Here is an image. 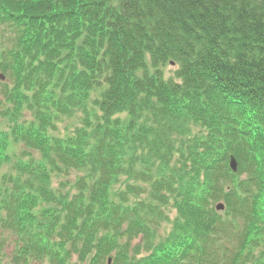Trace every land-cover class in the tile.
Segmentation results:
<instances>
[{
	"label": "trees",
	"instance_id": "trees-1",
	"mask_svg": "<svg viewBox=\"0 0 264 264\" xmlns=\"http://www.w3.org/2000/svg\"><path fill=\"white\" fill-rule=\"evenodd\" d=\"M0 75V264H264L263 0H0Z\"/></svg>",
	"mask_w": 264,
	"mask_h": 264
},
{
	"label": "rangeland",
	"instance_id": "rangeland-1",
	"mask_svg": "<svg viewBox=\"0 0 264 264\" xmlns=\"http://www.w3.org/2000/svg\"><path fill=\"white\" fill-rule=\"evenodd\" d=\"M176 70V66L171 65L168 66L165 71H166V75L167 76H173L174 75V71ZM78 125V120L76 118L73 119H65L64 121H59L58 125H57V134L59 135H67L70 134L74 131V128ZM76 180V175L73 174L70 177H68L67 182L69 181V185L71 186L70 183H74ZM61 181L62 179H55L54 181V185L55 187H60L61 185ZM10 245V246H9ZM6 249H5V255H8V257L4 260L3 264H14L13 260H12V256H11V252L12 249L14 248L13 243H10ZM76 259V257L74 258ZM31 264H38L37 262H33Z\"/></svg>",
	"mask_w": 264,
	"mask_h": 264
},
{
	"label": "water",
	"instance_id": "water-1",
	"mask_svg": "<svg viewBox=\"0 0 264 264\" xmlns=\"http://www.w3.org/2000/svg\"><path fill=\"white\" fill-rule=\"evenodd\" d=\"M0 79L4 80V77L0 75ZM230 167L234 173H236L238 171V164H237V161L234 157L231 158ZM224 209H225V206L223 204L217 205L218 211H223Z\"/></svg>",
	"mask_w": 264,
	"mask_h": 264
}]
</instances>
